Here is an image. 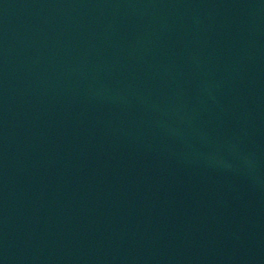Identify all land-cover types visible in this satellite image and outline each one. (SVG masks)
Returning a JSON list of instances; mask_svg holds the SVG:
<instances>
[{"label": "water", "instance_id": "1", "mask_svg": "<svg viewBox=\"0 0 264 264\" xmlns=\"http://www.w3.org/2000/svg\"><path fill=\"white\" fill-rule=\"evenodd\" d=\"M2 264H264V0H0Z\"/></svg>", "mask_w": 264, "mask_h": 264}, {"label": "snow or ice", "instance_id": "2", "mask_svg": "<svg viewBox=\"0 0 264 264\" xmlns=\"http://www.w3.org/2000/svg\"><path fill=\"white\" fill-rule=\"evenodd\" d=\"M0 264H2V261H0Z\"/></svg>", "mask_w": 264, "mask_h": 264}]
</instances>
